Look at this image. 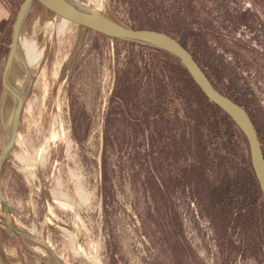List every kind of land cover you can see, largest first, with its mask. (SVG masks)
<instances>
[{"label": "rangeland", "instance_id": "374dc122", "mask_svg": "<svg viewBox=\"0 0 264 264\" xmlns=\"http://www.w3.org/2000/svg\"><path fill=\"white\" fill-rule=\"evenodd\" d=\"M23 1L10 0L15 15L1 49L4 66ZM82 1L182 43L219 91L244 106L264 151V0ZM61 19L36 3L22 31L36 41L43 59L31 67L14 157L26 154L35 161L9 158L2 192L14 224L34 240L27 245L9 229L2 206L5 264H56L54 255L62 264H90L86 257L92 253L101 264H264V240L238 224L242 207L236 199L226 209L216 190L222 155L231 160L230 175L238 166L236 150L250 158L241 131L234 127L228 149L222 134L210 138L184 98L171 92L166 60L154 51L148 59L126 41L111 44L112 37L88 31L73 67L81 27L73 23L66 31ZM49 22L55 23L52 32ZM12 74L20 82L25 75L17 65ZM161 77L167 108L179 115L171 114L168 139L150 103ZM11 105L9 100L6 112ZM64 227L76 230L82 251Z\"/></svg>", "mask_w": 264, "mask_h": 264}, {"label": "water", "instance_id": "95a60500", "mask_svg": "<svg viewBox=\"0 0 264 264\" xmlns=\"http://www.w3.org/2000/svg\"><path fill=\"white\" fill-rule=\"evenodd\" d=\"M36 3L45 7L53 16L67 19L81 27L79 40L74 52L73 67L88 31L163 51L177 58L209 101L218 106L245 137L249 147L251 166L264 198V151L251 116L242 105L220 92L214 86L192 53L182 43L162 31L135 28L127 25L110 15L106 10L102 11L91 3L82 0H24L13 24L10 50L7 54L2 75L3 88L0 97V206L6 208L5 221L9 229L24 240L27 245H29L28 239L34 240V237L14 224L12 209L6 203L2 192V175L5 163L9 158H15L14 151L21 118L33 83V69L29 66L22 47V31ZM17 55H19L25 67L24 80L21 86L11 76ZM9 100L12 103V107L9 112H6V105ZM39 242L52 253L43 241ZM54 257L56 264H62L55 255ZM0 264H5L1 248Z\"/></svg>", "mask_w": 264, "mask_h": 264}, {"label": "trees", "instance_id": "16d2710c", "mask_svg": "<svg viewBox=\"0 0 264 264\" xmlns=\"http://www.w3.org/2000/svg\"><path fill=\"white\" fill-rule=\"evenodd\" d=\"M153 51L164 56L166 60L163 72L166 73V77L171 81V92L173 95H179L184 98L187 112L194 117L193 120L197 126L204 125L207 128L210 138L213 139L222 134V146L228 149V145L234 142V127L236 125L218 106L209 101L177 58L163 51ZM164 80L163 77L157 79V88L154 90V93L151 91V94L154 95L150 103L155 106L153 110L156 112L155 115L160 118L159 123H164L163 128L159 131L162 134L160 135L165 137L167 133L166 138L168 139V133L170 131L168 124L172 121L173 115L176 119H179V115L177 108H175L174 114L170 113L167 108L168 91ZM194 106L196 108H194ZM148 109L144 111L145 116L149 115L150 111H148ZM184 141L185 135L183 133L180 140L175 142L176 147L178 146L177 144H179L177 149L180 147L183 148ZM235 148H237L236 145ZM235 153L236 155H232L236 158V163L238 164L235 175H230L229 173V168L233 166L231 160L225 158L227 155H222L223 157L220 159L222 162H220L223 163L225 167L216 190L226 209L229 208V203L232 202V199H236L237 203L242 207L240 215L237 218L238 224L240 226L254 228L257 239L259 238L263 241L264 198L254 175L249 156L238 155L239 152L237 150Z\"/></svg>", "mask_w": 264, "mask_h": 264}, {"label": "bare ground", "instance_id": "6f19581e", "mask_svg": "<svg viewBox=\"0 0 264 264\" xmlns=\"http://www.w3.org/2000/svg\"><path fill=\"white\" fill-rule=\"evenodd\" d=\"M89 1H91V2H93V3H97V2H101L102 0H89ZM105 2V1H104ZM100 4V3H99ZM98 6V5H97ZM61 21H62V23H60L61 24V26H62V28H64L66 31H67V26H69V25H71V24H73L71 21H69V20H67V19H61ZM57 26V25H56ZM54 27H55V23H52V22H49L48 24H47V29L48 30H50L51 32L52 31H54ZM57 28V27H56ZM22 47H23V50H24V53H25V55H26V57H27V60H28V64H29V66L30 67H33L34 68V66L35 65H38L39 63H41V61H42V59H43V53L41 52V51H38V47H37V43H36V41H34V40H28V39H26V37H22ZM46 55V54H45ZM46 64V63H45ZM19 66L20 68L22 67L23 68V70H24V74H25V67H24V64H23V62L21 61V58L19 57V55H17L16 56V58H15V66ZM32 65V66H31ZM32 68V69H33ZM44 69V68H43ZM42 71V70H41ZM42 73V72H41ZM40 73V74H41ZM12 77H13V74L11 75ZM38 77H40V75L38 76ZM38 79V78H37ZM23 80H24V78H23ZM23 80L20 82V81H17L16 79H14V81H16V83L17 84H22V82H23ZM45 85H46V83H45ZM65 97V96H64ZM65 99V98H64ZM57 134V133H56ZM21 133L20 132H18V137H17V141H18V139L20 140L21 139ZM53 137V136H52ZM53 138H55V137H53ZM54 141V140H53ZM17 143V142H16ZM46 147V146H45ZM44 149V148H43ZM43 151H41V153H42ZM44 154V153H43ZM15 156V155H14ZM16 157V156H15ZM15 159H17V158H15ZM18 159H21L22 160V162H23V164H26V165H31V164H33L34 163V161L32 160V157H29V156H27L26 154H22ZM17 159V160H18ZM20 161V160H19ZM41 161V160H40ZM17 162V161H16ZM21 162V161H20ZM21 162V163H22ZM31 175V177L32 178H35L36 176L34 175V174H32V172L30 173ZM6 203L10 206V204L6 201ZM1 207L2 206H0V213H1ZM51 208V207H50ZM50 213H51V215H53V213H52V211L50 210L49 211ZM1 215V214H0ZM59 221V220H58ZM69 233V235H70V237H72V239H73V243H76L77 245V248L79 249V250H83V246L81 245V243L80 244H78V234H77V232H76V230H74V229H71V228H69V227H64ZM48 243H49V245H51L52 246V244L48 241ZM75 245V244H74ZM80 251V252H81ZM77 252H79V251H77ZM94 252V251H93ZM54 254V253H53ZM79 254V253H78ZM81 254V253H80ZM96 253H92L90 256L88 255L86 258L88 259V262L90 263V264H101V262L98 260L99 258H97V255H95ZM53 258V257H52Z\"/></svg>", "mask_w": 264, "mask_h": 264}, {"label": "crops", "instance_id": "0c3cea01", "mask_svg": "<svg viewBox=\"0 0 264 264\" xmlns=\"http://www.w3.org/2000/svg\"><path fill=\"white\" fill-rule=\"evenodd\" d=\"M14 15V5L10 0H0V97L3 88V63L5 62L6 57L3 56L1 49L5 46L8 39L7 37L14 20Z\"/></svg>", "mask_w": 264, "mask_h": 264}, {"label": "built area", "instance_id": "2783aa9c", "mask_svg": "<svg viewBox=\"0 0 264 264\" xmlns=\"http://www.w3.org/2000/svg\"><path fill=\"white\" fill-rule=\"evenodd\" d=\"M114 40H115V38H111V44H114L115 43ZM123 42L126 43L125 41H123ZM127 44H130V45L134 46L136 48V50H137L138 53H140L141 55L145 56L148 59L150 58L151 52H153V50H154V49H151L149 47L141 46V45L134 44V43H130V42H128ZM114 84H115V78L112 81L111 89L114 86Z\"/></svg>", "mask_w": 264, "mask_h": 264}, {"label": "flooded vegetation", "instance_id": "af4514ba", "mask_svg": "<svg viewBox=\"0 0 264 264\" xmlns=\"http://www.w3.org/2000/svg\"><path fill=\"white\" fill-rule=\"evenodd\" d=\"M199 65H200V64H199ZM200 66H201V65H200ZM202 69H203V68H202ZM210 80H211V79H210ZM212 83H213V82H212ZM213 84H214V83H213ZM214 86L217 88V85L214 84ZM217 89L219 90V88H217ZM227 96H228V95H227ZM228 97H230V96H228ZM231 99L234 100V101H236V102H238L237 100H235V99L232 98V97H231ZM238 103H239V102H238ZM239 104H240V103H239ZM243 107H244V106H243Z\"/></svg>", "mask_w": 264, "mask_h": 264}]
</instances>
